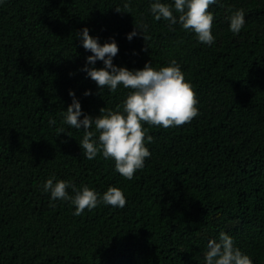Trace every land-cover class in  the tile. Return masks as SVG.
I'll return each mask as SVG.
<instances>
[{
    "label": "trees",
    "instance_id": "1",
    "mask_svg": "<svg viewBox=\"0 0 264 264\" xmlns=\"http://www.w3.org/2000/svg\"><path fill=\"white\" fill-rule=\"evenodd\" d=\"M0 264H264V0H0Z\"/></svg>",
    "mask_w": 264,
    "mask_h": 264
}]
</instances>
